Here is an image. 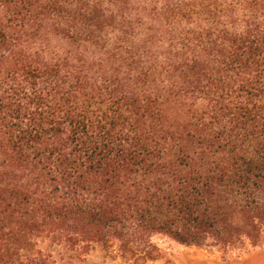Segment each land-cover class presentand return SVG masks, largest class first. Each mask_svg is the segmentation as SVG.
I'll use <instances>...</instances> for the list:
<instances>
[{
    "label": "trees",
    "instance_id": "16d2710c",
    "mask_svg": "<svg viewBox=\"0 0 264 264\" xmlns=\"http://www.w3.org/2000/svg\"><path fill=\"white\" fill-rule=\"evenodd\" d=\"M263 231L264 0H0V264Z\"/></svg>",
    "mask_w": 264,
    "mask_h": 264
},
{
    "label": "rangeland",
    "instance_id": "374dc122",
    "mask_svg": "<svg viewBox=\"0 0 264 264\" xmlns=\"http://www.w3.org/2000/svg\"><path fill=\"white\" fill-rule=\"evenodd\" d=\"M264 233V231H263ZM162 258L147 264H264V239L258 246L220 249L217 246H184L167 238H156ZM71 264H131L114 258L100 248Z\"/></svg>",
    "mask_w": 264,
    "mask_h": 264
}]
</instances>
